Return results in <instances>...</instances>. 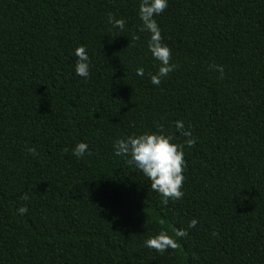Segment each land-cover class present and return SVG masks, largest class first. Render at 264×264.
<instances>
[{
  "label": "trees",
  "instance_id": "1",
  "mask_svg": "<svg viewBox=\"0 0 264 264\" xmlns=\"http://www.w3.org/2000/svg\"><path fill=\"white\" fill-rule=\"evenodd\" d=\"M138 4L0 0V264H264V0H168L154 19L177 68L159 87ZM80 45L87 79L73 71ZM161 125L187 164L167 205L113 155ZM174 229L188 232L179 248L144 247Z\"/></svg>",
  "mask_w": 264,
  "mask_h": 264
},
{
  "label": "clouds",
  "instance_id": "2",
  "mask_svg": "<svg viewBox=\"0 0 264 264\" xmlns=\"http://www.w3.org/2000/svg\"><path fill=\"white\" fill-rule=\"evenodd\" d=\"M168 7V0H139L137 17L141 22V30L149 34L147 50L151 58L157 62V71L150 74V83L159 87L162 79L172 73L177 65L170 63L171 50L162 43L161 29L158 26L155 16L160 15ZM107 22L115 29L123 31L126 20L116 18L111 13L107 16ZM75 57L73 71L75 76L87 79L90 76V62L85 46L80 45L73 50ZM209 70L219 73V78L224 76V66L218 64L209 65ZM138 77L145 75V69L138 67L135 70ZM176 131L186 138V146L191 148L195 144L190 128L186 129L183 121L174 122ZM173 135L165 134L161 125L155 132H145L142 134L129 135L116 139L113 143V155L122 157L124 163L139 171L149 182L148 186L160 197L161 203L167 205L169 201H178L184 196L182 191L186 169L184 159L185 145L173 143ZM67 151V149H65ZM88 145L84 142L77 143L71 151V155L77 159H82L88 153ZM28 154L35 157L38 155L35 148H28ZM24 195L23 200H28ZM18 215L27 214V206L16 209ZM163 225L164 221L160 220ZM198 220L193 218L188 223V228H195ZM188 235L185 229H174L169 235L166 230H161L154 236L144 241V247L164 253L168 249L180 247L179 239ZM216 235L215 232L212 233Z\"/></svg>",
  "mask_w": 264,
  "mask_h": 264
}]
</instances>
